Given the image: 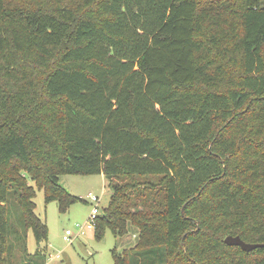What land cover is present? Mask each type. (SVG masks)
<instances>
[{
  "label": "trees",
  "instance_id": "trees-1",
  "mask_svg": "<svg viewBox=\"0 0 264 264\" xmlns=\"http://www.w3.org/2000/svg\"><path fill=\"white\" fill-rule=\"evenodd\" d=\"M64 175L108 181L95 241L136 230L113 264H264L224 243L264 245L262 0H0V264L45 263Z\"/></svg>",
  "mask_w": 264,
  "mask_h": 264
},
{
  "label": "rangeland",
  "instance_id": "rangeland-1",
  "mask_svg": "<svg viewBox=\"0 0 264 264\" xmlns=\"http://www.w3.org/2000/svg\"><path fill=\"white\" fill-rule=\"evenodd\" d=\"M262 3L264 5V0ZM44 73L42 69H38L34 73L33 82L38 88L41 87ZM28 183L34 187L30 180ZM59 184L70 195L78 198L64 214L59 212V205L56 201L45 204L43 191L35 189L34 212L45 222L48 232L45 245L39 248L40 252L46 254L44 264H113L112 250L122 252L135 245L136 230L130 226L127 234L123 237H115L109 230H106L103 239L97 242L94 239L93 231H88L85 235L73 239L72 244L63 241L62 236L65 231L76 233L77 226H82L87 221L93 208L87 198L88 194L100 198L98 206L102 212V209L107 207L111 191L108 181L100 175H64L59 177ZM12 209H15L13 212L15 217L17 208L13 205ZM13 225L17 228V222H14ZM36 248L34 237L29 231L26 236V253L32 256ZM11 261L13 264L23 262L21 258L16 261L11 259Z\"/></svg>",
  "mask_w": 264,
  "mask_h": 264
},
{
  "label": "built area",
  "instance_id": "built-area-1",
  "mask_svg": "<svg viewBox=\"0 0 264 264\" xmlns=\"http://www.w3.org/2000/svg\"><path fill=\"white\" fill-rule=\"evenodd\" d=\"M87 198L90 200L91 204L93 205V208L90 212V215L87 218V221L85 222L84 225L82 226H77V232L73 233L69 230L65 231L62 240L72 244L73 239L78 238L80 236H83L86 234L88 231H94L95 225L97 218L100 214V209H99V203H100V198L93 196L92 194H88Z\"/></svg>",
  "mask_w": 264,
  "mask_h": 264
},
{
  "label": "water",
  "instance_id": "water-1",
  "mask_svg": "<svg viewBox=\"0 0 264 264\" xmlns=\"http://www.w3.org/2000/svg\"><path fill=\"white\" fill-rule=\"evenodd\" d=\"M224 243L227 246L239 247L244 252H250V251L255 250L257 248H262V247L264 248L263 244L245 243L238 236H227L224 239Z\"/></svg>",
  "mask_w": 264,
  "mask_h": 264
},
{
  "label": "crops",
  "instance_id": "crops-1",
  "mask_svg": "<svg viewBox=\"0 0 264 264\" xmlns=\"http://www.w3.org/2000/svg\"><path fill=\"white\" fill-rule=\"evenodd\" d=\"M101 177H103V175H100Z\"/></svg>",
  "mask_w": 264,
  "mask_h": 264
}]
</instances>
